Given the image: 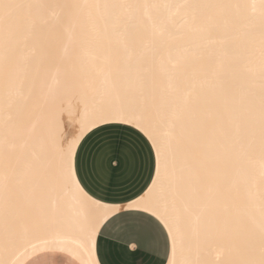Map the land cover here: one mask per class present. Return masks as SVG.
<instances>
[{"label":"bare ground","instance_id":"obj_1","mask_svg":"<svg viewBox=\"0 0 264 264\" xmlns=\"http://www.w3.org/2000/svg\"><path fill=\"white\" fill-rule=\"evenodd\" d=\"M7 2L22 7L9 9L6 19L0 13V157L6 154L14 165L25 140L40 132L57 147L72 145L100 108L118 99L113 84L168 87L193 146L194 186L207 205L178 259L234 264L249 248L258 250L264 222L262 0ZM89 200L95 199L83 189L80 199L66 194L62 216L7 246L0 231V264H22L52 246L92 264L85 225L91 213L109 216L119 206L95 200L104 207L93 209Z\"/></svg>","mask_w":264,"mask_h":264},{"label":"snow or ice","instance_id":"obj_2","mask_svg":"<svg viewBox=\"0 0 264 264\" xmlns=\"http://www.w3.org/2000/svg\"><path fill=\"white\" fill-rule=\"evenodd\" d=\"M15 7L22 5L0 0V13L5 19L8 10ZM260 7L264 9V0ZM112 95L118 99L102 106L72 145L57 147L49 133L40 132L25 140L14 165L6 154L0 157L3 243L7 246L23 239L30 230L47 228L52 218L62 216L66 210L64 196L71 193L73 198L80 199L81 181L91 172L98 171L102 180L116 173L131 183L139 182L147 171L151 181L147 192L135 199L127 198L126 212L121 205L111 216L98 217L91 213L85 225L89 251L96 247L97 237L112 234L111 225L119 229L117 236L124 241L122 251L129 258L122 264H196L177 256L194 222L207 211L194 186L193 146L185 127L179 123L178 100L168 87L145 84L127 88L113 84ZM93 130L102 139L101 148L91 159L87 153L78 159L82 145L77 141ZM73 146L77 152H73ZM88 203L93 209L104 207L95 200ZM258 228L261 237L258 250L249 248L234 264H264V222ZM161 252L164 259L159 260ZM41 256L49 258L48 264H73L67 249L55 246L37 252L30 264H40ZM66 256L69 259H64Z\"/></svg>","mask_w":264,"mask_h":264},{"label":"crops","instance_id":"obj_3","mask_svg":"<svg viewBox=\"0 0 264 264\" xmlns=\"http://www.w3.org/2000/svg\"><path fill=\"white\" fill-rule=\"evenodd\" d=\"M106 127H112L111 125H106ZM121 128L124 126L121 125ZM119 135H117V140ZM79 144L82 147L78 150V159L82 157L85 153L88 154L91 159L96 155L97 151L102 146V139L99 133L93 131H88L79 141ZM77 152V148L75 149ZM147 152V148H145ZM79 175V173H77ZM148 180L147 171L144 172L143 178L139 182H125L120 176L116 173H113L111 178L108 180H102L97 172H91L88 176H85L81 181V187L83 191L92 197L95 200L100 202L110 204V205H125L127 204V198L131 197L133 199L136 196H140L146 189L147 185L150 184ZM125 212L127 207H124ZM113 212L109 215L111 216ZM109 230L112 232L111 235L104 233L101 236L97 237L95 240L96 247L94 248V257L95 260L99 261V264H122L126 257L122 251V246L124 241L119 239L117 234L119 229L112 228L109 226ZM161 240H163V235H161ZM42 251V250H41ZM40 252V251H38ZM36 253H33L27 257L22 264H30V261H34ZM71 258L73 259V264H82V262L74 255L70 253ZM40 264H48V257L41 256ZM64 259H69V257H64ZM137 259H140L139 257ZM157 259H164V255L161 252Z\"/></svg>","mask_w":264,"mask_h":264}]
</instances>
